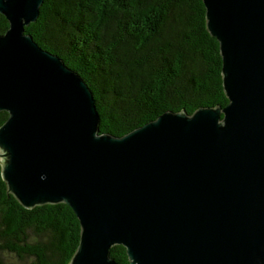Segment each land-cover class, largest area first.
<instances>
[{"label":"water","instance_id":"1","mask_svg":"<svg viewBox=\"0 0 264 264\" xmlns=\"http://www.w3.org/2000/svg\"><path fill=\"white\" fill-rule=\"evenodd\" d=\"M202 1L228 105L115 137L83 78L26 33L44 0H0L2 178L25 209H72L70 264H120L116 245L130 264H264V0Z\"/></svg>","mask_w":264,"mask_h":264},{"label":"trees","instance_id":"2","mask_svg":"<svg viewBox=\"0 0 264 264\" xmlns=\"http://www.w3.org/2000/svg\"><path fill=\"white\" fill-rule=\"evenodd\" d=\"M8 29L0 15V34ZM26 33L87 83L100 133L122 137L165 112L192 115L229 103L202 0H44ZM8 116L0 112V127ZM80 237L68 205L25 209L0 165V264H70ZM111 257L130 264L122 245Z\"/></svg>","mask_w":264,"mask_h":264}]
</instances>
